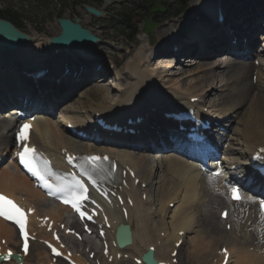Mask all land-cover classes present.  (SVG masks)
Segmentation results:
<instances>
[{"label": "bare ground", "instance_id": "1", "mask_svg": "<svg viewBox=\"0 0 264 264\" xmlns=\"http://www.w3.org/2000/svg\"><path fill=\"white\" fill-rule=\"evenodd\" d=\"M236 2L238 3L236 4ZM259 3V0H230L227 3L229 6L228 18L225 19L222 27L218 28L216 26L218 24L215 25L212 19L216 15L217 9L219 7L223 9L225 3L221 5L219 2L213 4L205 0H194L192 4L196 9V15L193 17L197 20L200 19V22L194 24L190 21V24H193L192 26L187 25L188 21L182 22L183 26L182 23L169 26L170 34L181 35L183 31L196 30V33L193 37L188 38L187 43L183 45L181 50L174 52L172 48L171 50L165 49L157 52L160 56L166 58L170 56L171 59H174L173 62L177 63L181 61L180 56L183 57V67L180 66L182 71L193 66L190 64L191 62L196 63V66L203 70V75L199 76L200 78L193 88L186 87L183 89L170 83L173 86L169 85L164 92L160 93L155 83L157 80L153 81L154 70L145 67L150 60L148 54L146 55V51L144 53L139 51L134 59L127 64L129 82L125 85L130 87L129 90L121 92L120 101L114 102V106L110 105L112 103L110 102L111 99L105 91L100 89L94 91L91 86L90 89L96 97L102 96L104 93L106 96V99L101 103L95 104L97 108L93 110V116L101 114L105 117L106 114L111 115L116 112L118 115L114 119L116 121L128 116V118H131V116H147L144 128L148 130V133L143 132L141 137V141L145 142V145L142 146L143 151L136 152L138 154L135 155L129 152V147L125 148V151L117 152L122 168L127 170L125 177L127 185L121 189L118 187L117 191L125 202H133L132 207L128 204L126 206L128 217L125 219L115 205L113 207L109 206L110 210H106L113 226L111 231H107V239H109L110 245L112 246L117 226L122 223L129 224L132 228V245L122 251L112 247L110 255L104 258L98 246L94 248L98 244L93 241L85 244L73 239L70 242L78 248L84 247L85 249L90 246V252H95V260L100 264H135L134 259L140 258L150 246L156 247L155 257L160 262L171 264V253L175 249V243L179 242L180 239H183V244L178 250L177 260L178 258L181 259V264H215V260L223 259V256L218 255V251L223 246H227L230 250L231 261L229 264L234 263L235 256H238V264H264V221L260 214L258 199L247 195L244 204L231 203L227 197V187L221 177H212L210 174L199 170L192 161L193 157H188L184 152L179 151L178 146H172L169 136H163L166 135L167 130H171L175 126L171 120L164 118L165 113L171 112L173 108L171 105L176 102H187L191 98H200L203 103H206L210 96L215 95L221 97V106L224 107L214 113L216 115L214 117L217 118L214 122H218L219 127L224 128L223 121L229 118L230 120L227 123L234 119L233 122L236 125L238 120L242 127L241 129L233 126L231 130L238 132L239 139L245 145V151L231 148V155L236 157V160L239 159L237 156L250 158L254 153H259V151L261 153V149H264V88L261 85L264 78V56L258 55L263 63L259 67L255 63L245 62L249 59L247 57H243L240 61L228 56H216L221 50H227L230 54L238 55L237 50L247 56V51L250 52V49L255 47L252 43V36L254 32H259L262 29V25L257 23L260 22L261 18H264V10ZM86 17L89 24L81 16H75V19H78L80 24L90 33L97 34L94 27L91 26L93 17L88 15ZM203 22L205 28H201ZM225 25L229 28L226 29ZM21 30L23 31V29ZM60 32L61 29L58 27L52 36L57 37ZM262 38L259 42L261 40L264 42V38ZM39 39L41 42L37 45L33 44L32 40L30 44L20 46L13 53H9L5 45L0 43V65L5 68L11 66L8 65L10 62H15L22 70L30 67L34 71L41 69V63L45 60L51 75L58 77L65 71L66 67L64 65L66 62L70 63L72 71L79 72V65H76L78 60L75 59L78 58L79 61H84V64L88 63L82 57L88 56L90 51L93 52V49L100 45L97 44L80 50L60 49L61 55L56 57L54 51L57 48L49 43V36ZM231 39L238 42L237 48L234 49L231 46L229 43ZM242 39L248 40L249 45H244L241 42ZM170 43L169 41L168 44L170 45ZM100 49L104 51L103 48H98L99 52ZM49 53L50 56H48ZM48 57H51L50 60H48ZM1 71L8 74L4 70ZM99 74L101 73L94 74L92 70H89V73L81 74L80 82L69 78L64 85L50 81V79L40 81L38 85H33L32 81L28 80L23 82L22 85L29 86L28 88L31 89V101L35 97L37 102L43 100L50 108L56 110L57 97L67 92L66 90L71 85H77L78 88L83 87V85H91L93 75L96 77ZM254 75L257 77L256 83L252 80ZM219 78L221 80L218 81ZM13 79L10 75L0 76V81H2L0 86ZM220 84H224L222 88L229 91L228 96L226 94V96L224 94L216 95L215 92L219 91L218 86ZM15 88H19V86ZM17 93L18 89L0 87V107L9 104L12 99L16 98ZM102 99L101 97L99 100ZM108 99L110 103L103 105L102 103H106ZM224 100H230L233 105L224 104ZM190 105L188 101L187 106ZM136 106L139 108L136 109ZM191 106L197 110L202 107L200 105ZM154 110L159 112L156 118L151 117L155 113ZM39 112L41 113L38 114L40 116L32 135V141L40 151L53 157L55 162H62L63 151L76 155L104 153H112L113 155L116 153L106 143L110 140L90 132L89 125L85 126L86 132H89L90 136L95 135L102 139L104 143L97 142L92 138L80 141L72 138L65 131L64 124L68 122V119L78 120L79 125L86 124L74 114L73 108H61L59 121L52 119L49 111L39 108ZM13 113L16 114L17 110L12 111ZM16 121V115L0 114V159L7 154L12 146ZM122 122L127 124L126 121ZM149 134H152L151 139ZM170 136L173 137V135ZM228 138L227 135V140ZM157 147H160V149L168 147L169 151L161 152L155 156L154 149ZM114 156L112 157L115 159L116 156ZM130 169L135 174L133 179ZM136 179L140 181L137 186L135 185ZM158 184L161 185L159 194L156 193ZM0 191L16 198H20V196L30 198L39 209V215L44 209H50V212L46 215L50 216L56 224L64 221V213H70L64 207L56 206V208H52L48 203V199L33 187V184L21 173L13 160H10L9 164L0 171ZM154 194L156 198H154ZM144 195L146 196L145 201L143 200ZM34 202L28 203L33 204ZM171 203L175 204L173 210L170 209ZM228 207L230 208V215L228 220L224 222L219 216L222 210ZM227 224H231L230 231L226 230ZM73 227L76 226L73 224ZM182 231H184V235L180 236L179 233ZM162 233L165 234L164 237H161ZM2 239L6 240L9 248L14 250L19 248L15 229L0 221V241ZM198 250L200 251L199 255L196 254ZM36 253L38 255H35ZM40 254H43L47 259V262L44 263L50 264L48 252L39 242L32 244L29 256L22 259L23 264H32L33 261L42 264L43 260ZM89 254L86 258H79L82 264H88V262L92 264L88 257ZM118 255H121L119 260ZM110 258H113L112 263L108 262ZM178 264H180L179 261Z\"/></svg>", "mask_w": 264, "mask_h": 264}, {"label": "rangeland", "instance_id": "2", "mask_svg": "<svg viewBox=\"0 0 264 264\" xmlns=\"http://www.w3.org/2000/svg\"><path fill=\"white\" fill-rule=\"evenodd\" d=\"M193 1L194 0H192L186 6L188 13L182 15L177 19H173L170 16L172 12H175L177 10V8H175L176 5H172L171 7L162 6L161 7L162 9L160 8V10H157L156 4L154 3L146 4L147 2L146 0H143L141 4L135 3L136 0H113L111 4L106 5L104 3L102 4V6L95 4L96 7H98L99 9L101 8L105 9L104 17L100 19L93 17L91 24L92 28L94 27L95 31L97 32V35L101 40H100V45L96 46L93 49V52L90 51V54L89 55L87 54L88 56L85 59L88 60L89 64H93V65L98 62L104 63L108 71L105 74L106 75L105 78L103 77L94 78V81L92 82L91 85L80 87L81 89L78 88L79 91H77L75 94L73 92L74 88L71 90H66L67 92H65L62 96H68L69 98L65 101L63 100L64 101L63 105L60 108H57V111H59V109L61 108L71 107L75 111L74 114L78 116L80 119L83 117L84 114H86V116L89 117L88 115L92 114V110L97 108L95 104H99L106 99L105 93L109 96V98L111 99L110 102L112 103H110L108 99L106 103H102V104L107 105L108 103H110L111 106H114L115 104L114 102H118L119 98L121 97L120 87L122 85L127 84V82H129L127 64L134 59V57L137 55L139 51H143V53L144 51H146V55L148 54L150 60H149V64L145 65V67L154 70L153 81L157 80L155 81V83L160 93L164 92L165 88L169 87V85L172 84L176 86H180L183 89H185L186 87L193 88L197 84V80L200 78L199 76L203 75V70L199 69L198 68L199 66H196V63L191 62L190 64H192L193 66L188 67L189 69H185L184 71H182L181 67H183L182 64L183 63L182 60L184 59L183 57L180 56L181 61L180 63H177V62H173L174 59H166L157 53L159 50H161V48H163V50L165 49L171 50L174 46L171 44L174 41L176 42L180 40V38H182L180 37V35H177L176 33L170 34L169 26H174L176 24L185 21L189 22V23L186 22L187 25L192 26L193 24H190V21H192L194 24L195 22H198V20L195 19V17H193L196 15L195 12L196 9L193 7L192 4ZM209 1L214 4L216 1H220V0H209ZM229 1L230 0H228V2ZM132 7L135 8L136 9L135 11L140 13V15H138L135 12L134 13L131 12L133 16L132 17L133 22L131 25L132 27L126 29L123 27L121 23L118 22L119 20L118 15L120 10H124L126 8L127 10H129L132 9ZM9 8L20 15L19 19L15 20L14 23L20 29H23V31H25L26 34H29V36L33 38L34 41L32 43L35 45L41 42L39 38L47 37V36L53 37L52 34H55V30H57V28L59 27L58 19L60 18L70 19L73 22H75V16L77 17L81 16L82 19L86 20L85 22L89 24L88 22L89 20L86 17L88 13L85 10V5L82 2V0L80 1L79 0L77 1L0 0V12H1L0 18L8 20L7 18L8 15H6L5 12ZM145 21H149L151 24H153L152 29H150L148 25L144 24ZM193 30L194 29L189 31L187 30L186 32L183 31V33L185 32V34L189 35ZM124 31H127L126 34H123ZM143 31H148L149 34L148 35L144 34ZM136 33L139 34L137 36H134ZM182 36H184V34ZM169 41L171 42L170 45L168 44ZM149 44H151V46H149ZM263 44L264 42L262 41L258 43L256 42L257 49L259 51H264ZM98 48H103L104 51L100 49L101 51L99 52ZM60 55L61 53L55 54L56 57ZM48 56H50V53L48 54ZM75 60L77 61L78 58H76ZM188 60H192V59H188ZM245 62L252 64L253 60H247ZM192 70L193 72L190 73V71ZM17 74L18 73L14 71V73L11 76H15ZM114 76L118 82L117 90L108 86V83L111 82V79L112 77L114 78ZM219 80L221 79L219 78L218 81ZM161 84L164 86H162ZM224 84H220L218 86L219 91L215 92L217 93L216 95H220V94L222 95L226 94L227 96L229 95L228 94L229 91H227L225 88H222ZM262 85L264 87V82ZM91 86L94 91L96 89L97 90L100 89L105 91V93L102 96L96 97L94 93L91 91L92 89H90ZM101 97L103 99L100 101L99 99ZM224 104H228V106H231L233 105V102H230L229 100V101H225ZM221 105H222L221 97H217L213 95L210 96V99L207 100V102L204 104V107H206L207 109L211 108V111L212 112L214 111L215 113L218 109H222L224 107ZM237 122L238 124L233 126L235 128L242 129L240 122L238 120ZM235 132L232 131L229 133L230 140H232L231 143L238 150L240 149L243 150L244 146L242 144V141L239 139L238 132L236 133ZM119 151H123V150H119ZM136 152L139 151H130V153H133L135 155L138 154ZM8 164L9 163H7V165ZM160 186H161L160 184L156 186V193L158 194L161 192ZM154 198H156L155 194H154ZM44 210L48 211V209H44ZM65 214L66 213H64V217ZM97 246L98 245L94 246V248L95 247L97 248ZM196 254L199 255L200 251L199 250L196 251ZM35 255H38V253H36ZM40 257L43 260L42 264H45L47 262L46 257L43 254H40ZM237 257L238 256H235L233 260L234 262L233 264L239 263L237 261L238 260ZM178 261L181 264V259L178 258ZM32 264H37V261H33Z\"/></svg>", "mask_w": 264, "mask_h": 264}, {"label": "snow or ice", "instance_id": "3", "mask_svg": "<svg viewBox=\"0 0 264 264\" xmlns=\"http://www.w3.org/2000/svg\"><path fill=\"white\" fill-rule=\"evenodd\" d=\"M30 129L29 124H24L20 132L18 133V139L23 142L28 139V130ZM261 152H264V149H261ZM20 162L24 164V166L28 169L32 175L37 176L40 180L44 181V186L48 187L51 191L52 186L47 183L46 177L55 176L58 183L55 185V190L57 192L63 193L66 197L64 202L70 203L74 209L80 211V204L83 200L87 199V188L84 183L80 180L76 179L75 177L72 178L71 181L66 180V178L60 177L58 174L54 173L48 161L42 162V167L38 166L34 163L37 157V153L35 149L29 148L26 144L24 145L23 151L19 154ZM89 160L95 163L100 158L98 157H89ZM90 175V174H89ZM215 175L219 176L220 173L217 172ZM232 198L233 199H240V189L237 187L231 188ZM261 209H264V203L260 204ZM84 213L81 212V216ZM223 215L227 216V213ZM0 216L14 220L16 224L19 225L21 234L24 235V251L27 252L28 244H27V235L25 232V225H26V215L24 211L15 204L11 199L5 197L4 195L0 194ZM12 254L11 252L8 253V257ZM8 257H0L2 259H7Z\"/></svg>", "mask_w": 264, "mask_h": 264}, {"label": "water", "instance_id": "4", "mask_svg": "<svg viewBox=\"0 0 264 264\" xmlns=\"http://www.w3.org/2000/svg\"><path fill=\"white\" fill-rule=\"evenodd\" d=\"M106 2L109 3L110 0ZM86 10L91 15L102 16L101 12L90 7H86ZM58 22L61 34L52 42L59 47L82 49L99 41L89 31L81 27L79 20L73 23L70 20L59 19ZM0 43L4 44L10 52H14L21 45L30 43V38L17 30L12 23L0 19Z\"/></svg>", "mask_w": 264, "mask_h": 264}, {"label": "trees", "instance_id": "5", "mask_svg": "<svg viewBox=\"0 0 264 264\" xmlns=\"http://www.w3.org/2000/svg\"><path fill=\"white\" fill-rule=\"evenodd\" d=\"M71 1H77V0H71ZM80 1V0H79ZM147 4L148 3H157V7H159V5H170V7L174 4H178L179 6L180 5H184L186 2L190 1V0H146ZM82 2L84 4H98V5H101L103 4L104 0H82ZM143 0H137L136 3H142ZM145 2V1H144ZM178 2V3H177ZM141 7V6H140ZM148 9V7H147ZM130 10H133V13H137L138 15H140V13L136 12L135 8H132ZM6 13L10 16V17H13L15 19H18L19 18V15L15 12H13L12 10H7ZM132 13L130 14L129 11L127 10H122L120 12V22L123 24V25H126L128 26L130 23L132 24Z\"/></svg>", "mask_w": 264, "mask_h": 264}]
</instances>
